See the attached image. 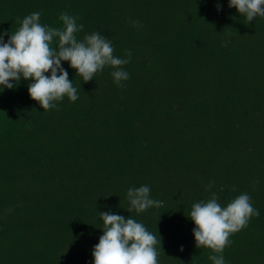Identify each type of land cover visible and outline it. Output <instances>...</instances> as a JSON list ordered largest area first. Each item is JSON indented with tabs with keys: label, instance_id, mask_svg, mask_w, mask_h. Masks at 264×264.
Segmentation results:
<instances>
[{
	"label": "trees",
	"instance_id": "obj_1",
	"mask_svg": "<svg viewBox=\"0 0 264 264\" xmlns=\"http://www.w3.org/2000/svg\"><path fill=\"white\" fill-rule=\"evenodd\" d=\"M228 5L0 0L5 42L18 18L39 12L62 29L66 12L84 25L78 40L100 32L114 56L132 54L123 87L111 66L85 82L61 61L78 99L49 110L30 97L31 79L0 86V264H93L106 211L161 239L158 264H213L188 216L213 192L221 206L247 193L259 211L229 237L226 264H264V16L247 24ZM142 185L162 205L128 211V189Z\"/></svg>",
	"mask_w": 264,
	"mask_h": 264
},
{
	"label": "clouds",
	"instance_id": "obj_2",
	"mask_svg": "<svg viewBox=\"0 0 264 264\" xmlns=\"http://www.w3.org/2000/svg\"><path fill=\"white\" fill-rule=\"evenodd\" d=\"M228 6L246 15L247 24L256 16H264V0H229ZM220 7L218 3V11ZM40 16L41 13L33 12L22 20L18 18L20 27L11 32L7 42L4 36L8 33H0V86L13 89L21 77L31 79L29 95L39 102L43 110L56 108V102L65 96L75 102L77 89L61 61H69L70 67L76 69L85 82L92 80L105 66H111L115 69L111 73L114 82L124 86L121 81L130 78L122 67L130 62L132 54L129 50L125 49L126 58L114 56L111 41L100 32H92L78 40L76 33L84 25H78L77 17L66 12L59 16L63 22L62 29L42 25ZM137 23L133 22V25ZM54 37H58V42L53 47ZM49 72L50 75H45ZM211 187L210 183L207 188ZM127 198L131 205L128 211L134 209L137 213L162 205L161 201L150 198L148 185L129 188ZM218 201V195L213 192L206 201L194 203L188 216L195 223L192 232L196 247L211 249L215 254L208 258L213 264H226L223 252L231 243L229 237L245 228L251 217L259 216V211L252 206L247 193H241L227 206H221ZM99 215L104 227L103 235L92 250L93 264H158L156 245H161V239L157 240L156 235L142 223L110 211L99 212ZM180 251H183V246Z\"/></svg>",
	"mask_w": 264,
	"mask_h": 264
}]
</instances>
